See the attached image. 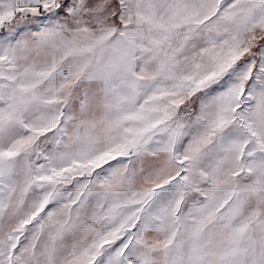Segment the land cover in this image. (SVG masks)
Returning <instances> with one entry per match:
<instances>
[{"label": "snow or ice", "instance_id": "obj_1", "mask_svg": "<svg viewBox=\"0 0 264 264\" xmlns=\"http://www.w3.org/2000/svg\"><path fill=\"white\" fill-rule=\"evenodd\" d=\"M0 264H264V0H0Z\"/></svg>", "mask_w": 264, "mask_h": 264}]
</instances>
